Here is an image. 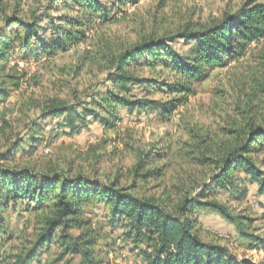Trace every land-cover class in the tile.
Masks as SVG:
<instances>
[{"label": "rangeland", "instance_id": "1", "mask_svg": "<svg viewBox=\"0 0 264 264\" xmlns=\"http://www.w3.org/2000/svg\"><path fill=\"white\" fill-rule=\"evenodd\" d=\"M8 13L30 19L33 14L47 19L42 37L51 38L50 20L59 15L49 0H4ZM249 0H138L120 5L116 21L98 20L86 40L73 48L47 56L29 53L20 58L16 52L9 65L18 64L26 72L20 89L0 93V153L10 160L7 166L29 168L34 172L62 176H83L86 182L105 184L115 181L119 187L141 196L173 192L178 186H195L207 182L211 166L204 163L218 146L229 138L227 129L244 125L249 116H264V38L252 42L246 53L230 59L224 66L207 69L205 78L193 82L195 92L169 114L160 110H132L118 106L115 124L107 126L108 113L98 110L99 117L86 115L70 125L67 115L45 117L48 100L79 102L95 108L99 93L108 90L103 65L98 64L105 43L126 46L139 40L169 37L184 29L196 30L210 26L226 15H233ZM263 2L264 0H257ZM182 55L191 57L194 41L181 36L170 41ZM96 59V60H95ZM155 82L152 86L132 85L131 99L166 100L175 94L162 92L165 83L176 74L163 66L144 67L139 71ZM105 83V84H104ZM260 118V117H259ZM261 119H257L260 122ZM156 145L164 147L167 158L154 160L160 165L167 159L168 167L160 179H143L134 170L142 153ZM154 151V150H153ZM256 166L264 171V151L253 154ZM152 168L149 167L148 170ZM243 172L234 173L235 190L208 185V195L225 207L232 217L245 222V234L235 222L211 208L196 209L194 228L205 242L225 246L239 258L264 264V195L258 184ZM10 207V206H9ZM22 205L11 206L4 213L5 230L12 239L8 249L29 246L53 216L51 208L26 211ZM109 207L90 201L84 204V216L90 217L98 233L96 251L106 264H144L138 244L127 238V226L110 221ZM73 238L76 228L68 230ZM254 236V237H251ZM262 243H255L256 238ZM69 239L55 238L50 246L37 249L40 254L30 264H81L79 255L66 253Z\"/></svg>", "mask_w": 264, "mask_h": 264}, {"label": "trees", "instance_id": "2", "mask_svg": "<svg viewBox=\"0 0 264 264\" xmlns=\"http://www.w3.org/2000/svg\"><path fill=\"white\" fill-rule=\"evenodd\" d=\"M138 0H49V5L59 15L50 20L51 38L42 37L47 30V19L33 14L24 19L8 13L4 0H0V93L7 95L18 90L26 77L18 64L9 65L16 52L20 58L33 53L47 56L65 52L86 40L87 34L98 20L116 21L121 4ZM181 36L194 41L191 57L179 53L170 43ZM264 38V1L249 0L233 15H226L212 25L196 30L184 29L169 37L149 36L126 46L105 43L98 64L104 68V82L109 83L106 92L94 100L95 108L79 102L75 104L59 99L48 100L44 106L45 117L66 114L70 125L76 119L84 120L90 114L99 117L98 110L108 113L107 126L115 124L116 108L124 106L160 110L164 115L173 111L181 101L194 94L193 82L206 77L207 69L224 66L230 59L246 53L248 46ZM96 60V59H95ZM163 66L176 74L174 81L165 83L161 91L175 94L170 99H131L128 92L132 85L152 86L155 82L139 71L144 67L155 69ZM104 83V84H105ZM158 87V86H152ZM159 90L160 88H155ZM260 117V118H259ZM257 119H261L260 122ZM230 134L204 163L211 166L207 182L195 186H178L173 192L135 195L115 181L105 184L88 183L83 176L67 177L58 173L45 174L29 168L10 167L4 160L11 159L0 153V264H30L38 256L37 249L48 247L55 238L69 239L66 253L79 255L81 264H106L96 251L98 233L90 217L84 216V204L94 201L109 207L110 221L127 226L126 236L138 244L144 264H262L232 255L225 246L205 242L197 234L194 225L196 209L211 208L233 220L240 233L245 234V222L230 216L225 207L208 195V185L214 183L221 189L235 190L234 173L241 170V180L248 177L258 184V193L264 195V171L256 166L252 156L264 151V116H249L244 125L227 129ZM154 150V151H153ZM167 158L164 147L151 146L142 153L134 170L143 179H160L168 167L167 159L160 165L154 160ZM149 167H152L148 170ZM22 205L26 211L53 209V216L29 246L8 249L12 239L5 230L4 213L11 206ZM10 206V207H9ZM76 228L73 238L68 230ZM251 237H254L251 235ZM255 243H262L255 237Z\"/></svg>", "mask_w": 264, "mask_h": 264}]
</instances>
